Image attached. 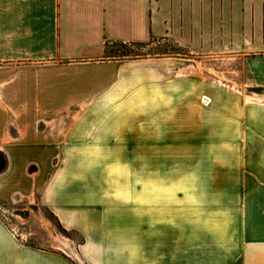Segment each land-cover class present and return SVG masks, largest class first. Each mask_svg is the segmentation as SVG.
Listing matches in <instances>:
<instances>
[{"label":"crops","instance_id":"1","mask_svg":"<svg viewBox=\"0 0 264 264\" xmlns=\"http://www.w3.org/2000/svg\"><path fill=\"white\" fill-rule=\"evenodd\" d=\"M263 88L264 0H0V264H264ZM35 206L80 241L19 240Z\"/></svg>","mask_w":264,"mask_h":264},{"label":"rangeland","instance_id":"2","mask_svg":"<svg viewBox=\"0 0 264 264\" xmlns=\"http://www.w3.org/2000/svg\"><path fill=\"white\" fill-rule=\"evenodd\" d=\"M183 52V49L175 47L171 42L167 40H151L147 44H123L120 42H107L105 44V55L104 59L109 61H132V60H142V59H159V58H178V59H185V56L183 54H179ZM188 63L195 66L196 70H199L203 72L204 74H207V76L213 79H217L218 81L222 82L221 75L217 74L215 64H217L216 60H204L201 64L200 57L199 56H193L188 58ZM221 63V60H220ZM237 66L241 69L242 72V63L237 62ZM212 65V66H211ZM225 67V66H224ZM230 67V66H228ZM226 68V67H225ZM220 77V78H219ZM240 91L242 92V88H240ZM255 94L264 96V88L260 89L258 91H255ZM262 104H251L256 106L257 108H260L264 110V106ZM199 152H192V158L194 159L196 154ZM133 170V175H129L130 179L133 178V181H130L127 183V189L128 190H135V181H134V172L135 167L129 168ZM145 169V178H150V168H144ZM192 170V187L193 189H200L201 183H196L195 181L202 176H209L214 175L217 176L220 179L223 180H229L232 178V171H230L228 168H225L223 172H220L219 168H207V167H192L189 168ZM213 170L215 172L210 171ZM207 171V172H206ZM205 172V174H204ZM245 172V171H244ZM244 172H240L239 174H244ZM234 174H238V171ZM200 179V178H199ZM226 183V182H225ZM9 211V214L7 215H1L0 217L4 220V218L9 217L11 219V213L13 212L11 210V207L7 208ZM18 209H21V207H18ZM19 215L18 211H14L12 215ZM20 218H16L15 220L21 224H25V227H20V229H25L24 231L16 229V234L19 240L22 239L21 236L26 233L28 236L26 239V242L31 246L36 245H55V242H58L59 240L63 241L64 238L72 239L75 242L80 241V238L77 234L74 233H68L63 231L53 218V216L49 213V211L43 207H31L27 208V210L24 213L20 212ZM25 215V216H24ZM26 219V220H22ZM14 220V218H13ZM8 224V221H5ZM24 240V239H23ZM25 241V240H24Z\"/></svg>","mask_w":264,"mask_h":264},{"label":"bare ground","instance_id":"3","mask_svg":"<svg viewBox=\"0 0 264 264\" xmlns=\"http://www.w3.org/2000/svg\"><path fill=\"white\" fill-rule=\"evenodd\" d=\"M248 100L250 102V104H255V103H258V104H262L264 103V96H259L257 94H250L248 95ZM206 101V100H204ZM206 104V102H204ZM264 106V104L262 105ZM4 169V166L3 164L0 166V172L3 171Z\"/></svg>","mask_w":264,"mask_h":264},{"label":"built area","instance_id":"4","mask_svg":"<svg viewBox=\"0 0 264 264\" xmlns=\"http://www.w3.org/2000/svg\"><path fill=\"white\" fill-rule=\"evenodd\" d=\"M34 171H36V168H35V167H31V168L29 169V172H34Z\"/></svg>","mask_w":264,"mask_h":264}]
</instances>
